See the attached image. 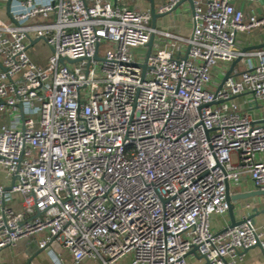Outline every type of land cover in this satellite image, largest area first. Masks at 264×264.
Returning a JSON list of instances; mask_svg holds the SVG:
<instances>
[{
	"label": "built area",
	"instance_id": "1",
	"mask_svg": "<svg viewBox=\"0 0 264 264\" xmlns=\"http://www.w3.org/2000/svg\"><path fill=\"white\" fill-rule=\"evenodd\" d=\"M237 1L193 0L185 38L108 0H12L10 15L0 0V112L12 122L0 127V252L37 236L72 264H191L194 248L198 264H236L264 249L251 217L211 226L228 213V183L250 178L264 191V117L253 115L264 48L238 46L239 34L264 28V13L246 16ZM152 34L167 47L146 60ZM41 42L45 65L30 53ZM239 58L245 69L219 89ZM15 196L35 214L17 212Z\"/></svg>",
	"mask_w": 264,
	"mask_h": 264
},
{
	"label": "crops",
	"instance_id": "2",
	"mask_svg": "<svg viewBox=\"0 0 264 264\" xmlns=\"http://www.w3.org/2000/svg\"><path fill=\"white\" fill-rule=\"evenodd\" d=\"M171 0H155V6L157 13L158 8L161 5L166 4ZM118 5L128 6L132 9L138 10L142 13H147L149 15V24L152 26V17L150 15V2L148 0H118ZM238 8L242 9L246 16L251 14V12H256L259 15L264 13V0H238ZM161 14V13H159ZM192 10L188 2L179 6L176 10L169 12L162 17L157 19V30H162L170 32L185 38L191 37L194 30V23L192 21ZM264 44V28L259 30H254L250 33H241L238 36V46L240 48H246L247 46H260ZM254 45V46H253ZM167 46L163 38L160 36H155V42L152 51L159 49H165ZM186 51V47L183 48V54ZM42 52V53H41ZM35 63L39 65H45L48 61L50 55V49L44 44L39 43L36 51L30 52ZM232 64L229 69H231ZM237 69L244 70L246 65L245 62H239L236 65ZM236 101L242 102V99L236 98ZM249 107V104H245ZM258 110L253 112L255 118L264 117V100L258 102ZM11 119L7 114L0 112V127L2 125H11ZM6 180H2L1 176ZM9 179L4 170L0 169V185L8 186ZM231 194L239 193H250L258 191L254 182L250 178H243L241 182L234 183L230 186ZM14 207L17 212H23L20 206L19 196L14 197ZM245 217H251L254 220L256 228L261 231L264 227V195L252 196L246 200L239 201L235 204V218L238 222H241ZM230 224V218L228 213L226 215H213L211 217V226L215 231L223 230L227 228ZM264 232V231H263ZM41 236H37L35 239H22L15 247L7 248L0 252V264H27L30 258L33 261L30 264H52L56 256L61 255L66 262L72 264L70 256L67 252L59 247L58 244H53V246L40 253L38 247V240ZM191 264H198L200 258L192 254L189 258ZM130 257H127L117 264H129ZM82 264H97V262L92 260H86ZM236 264H264V258L260 248H252L244 252L237 260Z\"/></svg>",
	"mask_w": 264,
	"mask_h": 264
},
{
	"label": "water",
	"instance_id": "3",
	"mask_svg": "<svg viewBox=\"0 0 264 264\" xmlns=\"http://www.w3.org/2000/svg\"><path fill=\"white\" fill-rule=\"evenodd\" d=\"M11 1L12 0H9L8 5H7V12H8L9 15H10V5H11ZM108 1H112L116 5L118 0H108ZM148 1L150 2L149 12H150V15L152 17V28L153 29H157V19L160 18V17H162L163 15H165L167 13H164V14L157 13L156 6H155V0H148ZM186 2H188L190 4L191 10H192V14H193L194 13V3H193V0H180L179 3L174 8V10H176L179 6H181L182 4H184ZM194 27H195V24H194ZM40 40L41 39L31 40V45H34V44L38 43ZM154 42H155V34H152L151 35V38H150V41H149V43L146 46V48H147V50H146V60L148 59V57L152 53L153 46H154ZM261 48H264V44L263 45H260V46H256V47H247V48L244 49V52L249 51V50H252V49H261ZM94 60H97V61L101 60V58L98 55V52L94 56ZM63 61L64 60H62V62ZM69 61L71 63H75V62H78L80 60H69ZM240 61H241V58H239V59H237V60H235L233 62L231 69L227 72V74L224 77V79H223V81H222L219 89H221V87L225 83V81L231 76L234 67ZM142 68H143V71L145 73L146 68H147V65L146 64H143L142 65ZM19 108L22 110V106L21 105L19 106ZM11 189H12V186H9V187L6 188V190H11ZM258 195H264V191L258 190V191L250 192V193H239V194L232 195L231 194V189H230V184L229 183L227 184L226 196H227V201L229 203L228 215H229V218H230V224H229V226L227 228H232V227L238 226L239 224L242 223V221L241 222H238L236 220V218H235V204L237 202H239V201H243V200H246V199H248V198H250L252 196H258ZM252 248H260L261 249V252H262V255H263V258H264V249L261 247V245H260L259 242L257 243V245L253 246ZM252 248H250V249H252ZM197 250H198L197 248H194L192 250V253L195 254V255H197ZM246 251L247 250H245L244 252H246ZM39 252L42 253L43 250H40ZM200 258L202 259L204 257H200ZM32 261H33V258H30L29 261L27 262V264H30Z\"/></svg>",
	"mask_w": 264,
	"mask_h": 264
},
{
	"label": "rangeland",
	"instance_id": "4",
	"mask_svg": "<svg viewBox=\"0 0 264 264\" xmlns=\"http://www.w3.org/2000/svg\"><path fill=\"white\" fill-rule=\"evenodd\" d=\"M109 49V45L108 44H102L101 45V48H100V51H101V55H103L104 53H105V51H107ZM144 51V49H136V52L137 53H139V52H143ZM42 53V52H41ZM5 175H3L2 174V176H1V178H2V180L4 181V180H6V178L4 177ZM23 214H24V218H27L28 216H32V215H34L35 214V210H32L31 212H30V215H28L27 214V212L24 210L23 211Z\"/></svg>",
	"mask_w": 264,
	"mask_h": 264
}]
</instances>
